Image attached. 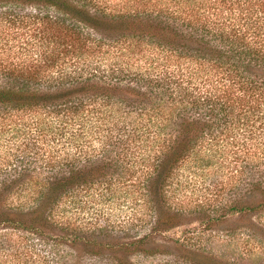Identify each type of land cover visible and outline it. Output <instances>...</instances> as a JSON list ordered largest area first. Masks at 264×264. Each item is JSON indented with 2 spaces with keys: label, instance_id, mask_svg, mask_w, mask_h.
<instances>
[{
  "label": "trees",
  "instance_id": "16d2710c",
  "mask_svg": "<svg viewBox=\"0 0 264 264\" xmlns=\"http://www.w3.org/2000/svg\"><path fill=\"white\" fill-rule=\"evenodd\" d=\"M139 3L108 12L94 0H0L3 19L28 21L47 42L32 66L0 63V122L18 115L5 133L31 140L0 164V227L47 239L45 264L161 253L175 255L163 264H240L160 233L232 216L264 245V0ZM184 164L221 165L215 209L188 217L171 205ZM124 181L140 187L152 219L141 237L56 212L78 190Z\"/></svg>",
  "mask_w": 264,
  "mask_h": 264
},
{
  "label": "rangeland",
  "instance_id": "374dc122",
  "mask_svg": "<svg viewBox=\"0 0 264 264\" xmlns=\"http://www.w3.org/2000/svg\"><path fill=\"white\" fill-rule=\"evenodd\" d=\"M94 1L97 6L111 12L133 6L135 2L138 4L143 0ZM39 11L34 8H24L19 14L44 13L45 9ZM49 13H53L52 10H49ZM25 21L13 22L3 19L2 15L0 16V63L21 62L32 66L30 63H35L38 56H41L46 49V40L33 29L28 21ZM86 54L83 55L88 61L94 56L90 53ZM68 63L60 65L68 68L70 67ZM16 119H20L18 115H14L11 122L10 119L7 123L0 122L1 165L11 163L14 159L13 153L22 151V148L26 153L30 151L26 147H29L31 140H27L25 137L21 138L19 135L20 139L14 142V137L10 138L9 134L5 133L6 130H9L8 127L12 126L4 125L17 123ZM20 122L22 121L20 120ZM222 173L224 170L221 165L206 167L202 170L200 167L182 165L168 185L167 196L171 205L182 208L186 213L197 210L199 207L203 209L217 207L221 201L219 197L214 196V189L217 188L216 178L218 174ZM100 189H103L102 192H104L100 194L98 190L96 195L91 189L78 190L60 201L62 207L61 209L58 207L56 212L63 220L76 219L83 225L87 223L99 226L111 225L114 229L118 227L127 231L133 237H141L148 232L152 219L144 215L140 187L136 183L124 181L112 186L110 191L105 187ZM191 214H187L188 217ZM234 222L231 216L224 223L207 225L203 221L191 217L186 223L163 231L160 236L186 243L187 246L195 248L203 254H214L229 260L237 259L240 264H264V245L247 230L232 228ZM51 248L53 247L47 239H39L35 235L21 230L0 227V264H45L52 258ZM59 249L61 248L59 247ZM173 256L175 255L172 253L139 254L132 259L137 264H163L167 261H174L172 260Z\"/></svg>",
  "mask_w": 264,
  "mask_h": 264
}]
</instances>
